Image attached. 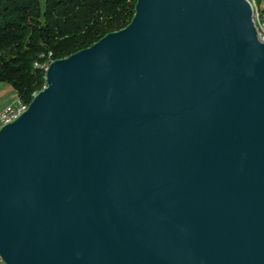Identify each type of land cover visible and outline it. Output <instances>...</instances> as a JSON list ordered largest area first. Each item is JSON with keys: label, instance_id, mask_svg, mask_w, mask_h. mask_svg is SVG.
I'll return each instance as SVG.
<instances>
[{"label": "water", "instance_id": "95a60500", "mask_svg": "<svg viewBox=\"0 0 264 264\" xmlns=\"http://www.w3.org/2000/svg\"><path fill=\"white\" fill-rule=\"evenodd\" d=\"M247 0H136L0 126L6 264H264V43Z\"/></svg>", "mask_w": 264, "mask_h": 264}, {"label": "trees", "instance_id": "16d2710c", "mask_svg": "<svg viewBox=\"0 0 264 264\" xmlns=\"http://www.w3.org/2000/svg\"><path fill=\"white\" fill-rule=\"evenodd\" d=\"M135 1L0 0V81L28 103L45 85L43 62L125 26ZM249 1L257 10L254 0Z\"/></svg>", "mask_w": 264, "mask_h": 264}, {"label": "bare ground", "instance_id": "6f19581e", "mask_svg": "<svg viewBox=\"0 0 264 264\" xmlns=\"http://www.w3.org/2000/svg\"><path fill=\"white\" fill-rule=\"evenodd\" d=\"M251 6L252 9V14H251V19L255 28V33H256V37L259 39L260 42L264 43V11H257L255 9H253V6L251 4V2L249 0H247ZM49 61V60H48ZM45 61L43 62L40 66L42 69L46 70L47 67V62ZM35 94V92L33 93ZM26 102L22 101L21 99L17 98L13 103L7 105L4 109L5 110H10V113H17L15 115V117L12 118L15 119L20 113V111H23L27 108ZM5 118V111H0V119H4ZM7 123V122H5ZM2 123L1 125L5 124Z\"/></svg>", "mask_w": 264, "mask_h": 264}, {"label": "crops", "instance_id": "0c3cea01", "mask_svg": "<svg viewBox=\"0 0 264 264\" xmlns=\"http://www.w3.org/2000/svg\"><path fill=\"white\" fill-rule=\"evenodd\" d=\"M256 9L261 12L264 11V0H254ZM17 99L16 90L6 82L0 81V110L4 109L7 105L13 103Z\"/></svg>", "mask_w": 264, "mask_h": 264}, {"label": "built area", "instance_id": "2783aa9c", "mask_svg": "<svg viewBox=\"0 0 264 264\" xmlns=\"http://www.w3.org/2000/svg\"><path fill=\"white\" fill-rule=\"evenodd\" d=\"M257 39H258V38H257ZM258 40H259V39H258ZM50 61H51V59L49 58V61L47 62L46 67H48V64H49ZM26 104H28V103H26ZM0 111H5V118H4V119H0V126H1L2 123L12 121V118L15 117V115L17 114V113H10V110H5V109H2V110H0ZM23 111H24V110H23ZM23 111H20V112H23ZM0 264H6V263L3 261V259L1 258V256H0Z\"/></svg>", "mask_w": 264, "mask_h": 264}, {"label": "rangeland", "instance_id": "374dc122", "mask_svg": "<svg viewBox=\"0 0 264 264\" xmlns=\"http://www.w3.org/2000/svg\"><path fill=\"white\" fill-rule=\"evenodd\" d=\"M257 1V0H256ZM255 2V1H254ZM258 2V1H257ZM255 5H256V3H255Z\"/></svg>", "mask_w": 264, "mask_h": 264}]
</instances>
